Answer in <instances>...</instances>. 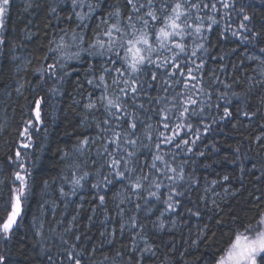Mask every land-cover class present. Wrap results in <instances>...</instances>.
Returning a JSON list of instances; mask_svg holds the SVG:
<instances>
[{
    "label": "trees",
    "instance_id": "1",
    "mask_svg": "<svg viewBox=\"0 0 264 264\" xmlns=\"http://www.w3.org/2000/svg\"><path fill=\"white\" fill-rule=\"evenodd\" d=\"M228 2L233 5L228 9L217 4L219 11L213 15L218 23L207 33L209 53L204 56L202 74L204 86L212 95L210 101L204 96L200 99L213 105L206 107L202 116L204 124L209 125L208 131L205 133L204 126L193 118L189 122L194 130L199 128L200 139L182 130L180 135L190 142L195 140L194 144L181 145L179 149L175 143L161 146V152L167 154L165 158L171 160L174 156L177 164H184L186 176L196 181L182 183L180 187L185 192L180 198V215H164L179 227L175 231L155 230L153 222L157 221L164 206L156 204L146 215L143 208L139 211L135 208V203L143 206L144 201L132 197L131 202L121 206L125 210L123 223L127 226L121 234V217L116 207L120 197H114L121 185L114 183L99 192L92 188L99 179L96 170L104 162L99 154L102 152L100 141L89 144L83 155L75 150L78 139L97 136L93 115L103 119L102 108L89 114L83 107L90 93L93 99L101 95L102 89L94 90L86 81L91 78L87 75L88 65L98 70L103 60L85 56L84 63L71 61L63 71L58 68L57 77H50L47 72L41 77L36 69L42 66L46 69L58 57L57 53L49 51L50 47H55V43L50 42H59L63 35L61 29L69 31L65 40L70 42L71 29L79 22L74 15L72 20L66 19L70 0H39L28 12L23 5L10 0L3 17L4 27L0 28V38L4 40L0 44V220L11 210V190L15 183L12 173L19 170L9 163L8 157L15 159V151L23 140L19 132L25 126L24 121H34L33 101L43 99L41 123L36 124L39 130H32V147L21 149L25 165L31 172V190L22 200L21 214L11 238L7 242L0 239V255L6 257L5 264H72L67 258L70 251L80 254L81 264H112L118 250L123 255L116 257V264H137L138 261L139 264H207L213 254L219 255L227 247L234 216L247 220L264 210V88L253 79L257 59L264 61V52L260 51L264 48V0ZM123 3L124 0H100L101 7L88 21L89 28L83 30L85 39H91L96 25L106 18L111 7L123 6ZM245 14L251 17L249 21H243ZM241 22L246 24L247 30L239 27ZM100 27L103 29V24ZM76 31L82 30L76 28ZM26 32L31 33L29 39L24 35ZM233 32L237 35L233 36ZM244 36H248V41ZM15 46H23L28 57L19 74L12 57ZM64 72L70 74L64 76ZM60 76H64L63 80L58 78ZM20 85L23 88L18 93ZM52 87L57 89L55 93L50 91ZM150 94L156 96L157 92ZM140 102H144V98ZM217 104L221 105L219 109L215 107ZM157 107L159 105L145 102V108L150 110L140 117L143 125H152L153 140L149 142L144 138L147 129L143 125L137 129L140 139L150 144L152 152L156 151L157 130L163 131L160 117L155 113ZM223 107L229 108L230 117L222 118ZM245 111L255 115L247 118L242 115ZM85 115L88 119L82 123ZM257 136L262 139L257 140ZM189 147L192 152L187 151ZM148 152L149 149L143 148L138 152L141 164L151 162ZM64 153L68 156L62 159ZM73 162L79 164L78 169L68 167ZM74 170L77 176L85 171L92 175L81 181L83 187L73 195ZM103 171L107 174L108 169L105 167ZM224 176L229 179L224 180ZM44 181H48L47 187ZM212 181H216L219 192L227 191L215 205L208 202L204 193ZM61 187L67 196H61ZM99 195L105 196L104 205H100ZM257 198H260L258 203ZM187 208L199 210L200 215H190ZM133 215L139 224L145 225L141 234L153 246L155 255H143L141 259L138 253L131 251L132 236L140 231L130 227L129 217ZM113 229L114 236L111 235ZM201 231L205 233L204 238L200 237ZM65 240L67 244L63 243ZM193 241L197 243L194 245Z\"/></svg>",
    "mask_w": 264,
    "mask_h": 264
},
{
    "label": "snow or ice",
    "instance_id": "2",
    "mask_svg": "<svg viewBox=\"0 0 264 264\" xmlns=\"http://www.w3.org/2000/svg\"><path fill=\"white\" fill-rule=\"evenodd\" d=\"M9 3L10 0H0V28L4 27L3 17ZM217 4L225 9L233 6L228 0H124L123 6L111 7L106 18L100 21L103 29L97 24L91 39L86 40L83 30L89 28L88 21L94 18L96 10L101 7L100 0H70V11L66 19L70 21L74 15L79 22L76 28L82 31L71 29L69 42L65 40L69 31L61 29L63 35H60L59 42H50L55 43V47L49 48V51L58 54L57 59L48 64L46 69L43 66L36 69L41 77L45 72L50 77H57V69L63 71L71 61L84 63L85 56L102 58L103 63L98 70L92 64L88 65L87 75L91 78L86 81L94 90L102 89L101 95L93 99L90 93L88 102L83 107L89 114H94L102 108L103 119H97L93 115V119H96L97 136L78 139L75 150L83 155L89 144L100 141L102 152L99 154L104 157V162L96 170L95 175L99 179L92 184V188L99 192L107 190L114 183L121 185V190L114 194V197H120L116 207L121 217V234L125 230L123 223L125 210L120 207L121 204L131 202L132 197L137 201L143 200L144 205L135 203V208L137 211L143 208L146 215L152 212L156 204H162L163 210L160 211L157 221L153 222V226L157 230H163L165 225L162 217L165 213L180 215L178 211L181 207L180 198L185 195V192L180 190L182 183L196 182L191 176H186L184 164H177L174 156L171 160L165 158L167 154L161 152V146L175 143V147L179 149L181 145L194 144L195 140L190 142L180 135L182 130L194 133L196 139H200L199 128L194 130L193 124L189 122L193 118L198 119L204 126L205 133L208 131L209 125L204 124L202 116L205 108H211L213 105L201 100L200 97H207L210 101L212 95L204 86L202 73L205 66L204 56L209 53V48L206 47L207 33L218 23L213 15L219 11ZM52 11L55 12L56 9L53 8ZM250 19L248 15H243V21ZM239 27L247 30L244 22H241ZM232 35L235 36L237 33L233 32ZM243 39L248 41V36H244ZM3 43L4 40L0 38V44ZM260 51L264 52V48ZM69 74L64 72V76ZM64 76L58 78L63 80ZM21 88L23 85L17 88L18 93ZM50 91L55 93L57 89L52 87ZM152 91H156L157 95L152 96L150 94ZM222 95L226 96L227 93ZM141 98H144V102H140ZM42 99L43 97L33 101L34 121L32 119L24 121L25 126L19 132L23 140L15 151V159L8 157L9 163L19 170L12 173L15 183L11 190V210L6 211V218L0 220V239L5 242L11 238L14 226L18 223L17 218L21 214L22 200L31 190L29 184L31 172L25 165L21 149L32 147V130L38 131L36 124L41 123ZM145 102L159 105L155 108V113L160 117L159 125L163 131L157 130L155 152L151 151L150 144L144 143L137 133L138 126L143 125L141 113L150 110L145 108ZM215 107L219 109L221 105L217 104ZM231 115L229 108L223 107L222 118ZM242 115L251 118L255 113L245 111ZM87 119L88 115H85L82 123ZM143 126L147 129L144 138L151 142L152 125ZM256 139L261 140L262 137L257 136ZM141 148L149 149L148 154L152 157L150 163L145 161L141 164L138 156ZM187 151L192 152L193 149L189 147ZM199 154L204 155L203 152ZM66 156L68 153H64L62 159ZM68 167L78 169L79 164L73 162ZM105 167L108 169L107 174L103 171ZM90 175L92 174L85 171L77 176L76 171H73L71 180L73 195L78 188L83 187L81 181ZM65 179L67 180V177ZM223 179L228 180L229 177L224 176ZM212 183L214 185L216 181ZM44 184L47 187L48 181H44ZM161 189L165 191L162 192ZM59 191L61 196L68 195L63 187ZM98 198L100 205H104L105 196L99 195ZM259 199L257 198V203ZM212 203L215 205V200ZM186 211L192 216L200 215L199 210L187 208ZM172 223L175 225V221ZM129 224L131 229L140 230L132 236L131 251L133 253L139 251L141 259L143 254L155 255L153 246L146 236L141 234L145 225L139 224L134 215L129 217ZM111 235H115V229ZM137 237L143 241L142 248L139 247ZM200 237H205L204 231H201ZM76 239L79 240L80 237L77 236ZM63 243L68 242L65 240ZM196 243L197 241H193L194 245ZM72 248L74 249L75 245H72ZM79 255L70 251L67 258L72 264H81ZM122 255L118 250L116 256L112 258V264H116V257ZM48 259L51 261L52 257L49 256ZM108 259L105 257V260ZM5 260L6 257L0 255V264H5ZM207 264H264V210L247 220L234 216L227 247L219 255L213 254Z\"/></svg>",
    "mask_w": 264,
    "mask_h": 264
},
{
    "label": "rangeland",
    "instance_id": "3",
    "mask_svg": "<svg viewBox=\"0 0 264 264\" xmlns=\"http://www.w3.org/2000/svg\"><path fill=\"white\" fill-rule=\"evenodd\" d=\"M39 0H15V3L17 5H23V8L25 9L26 12L30 11L31 9L34 8V5L38 2ZM25 37H27L28 39L30 38L31 33L30 32H26V34H24ZM13 61L16 64V69L19 72L23 71V66L26 64L27 62V54H26V49L23 46H15L13 48ZM257 69H256V75L254 76V80H255V84L260 85L264 88V75H262V73H264V62L263 60H259L257 59ZM21 83V82H19ZM88 102V100H86V103ZM217 184L213 183L211 185H209V187H207L206 189H208V191H204V193L206 194V199L208 200V202H210L211 205H213L212 201L215 200V202H217V200L219 198H221L222 196H225V194L227 193V191H223V192H219L218 188H217ZM122 206V204L120 205V207ZM163 221H164V229L163 230H157L155 228V230L160 231V232H165V231H175L178 229V224L177 222H175V225H173V221H169L167 220L165 217H162ZM36 229H39V226L36 224L35 225ZM125 227H127L125 225ZM129 232V228L127 230ZM143 235V234H142ZM137 241L139 244V247L142 248L143 245V241L139 240V237H137ZM154 251V250H153ZM136 253H138L141 256V253L139 251H137ZM143 255H152L151 253H147V254H143Z\"/></svg>",
    "mask_w": 264,
    "mask_h": 264
}]
</instances>
